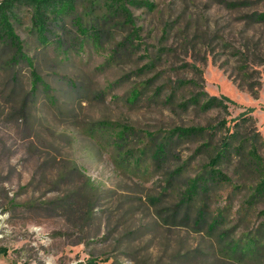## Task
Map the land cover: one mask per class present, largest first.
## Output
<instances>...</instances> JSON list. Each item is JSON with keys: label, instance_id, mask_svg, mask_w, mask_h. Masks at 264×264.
<instances>
[{"label": "rangeland", "instance_id": "1", "mask_svg": "<svg viewBox=\"0 0 264 264\" xmlns=\"http://www.w3.org/2000/svg\"><path fill=\"white\" fill-rule=\"evenodd\" d=\"M150 1L151 11L131 6L138 38L119 44V57L108 64L109 48L129 33L121 21H109L101 49L64 52L54 43L60 30L42 45L27 10L16 12L15 31L50 98L39 88L31 92L25 63L6 66L14 52L0 44V264H73L89 257L98 264H232L213 233L194 227V213L176 206L186 178L207 161L194 151L196 143L177 144L159 169L149 158L140 169L122 160L105 125L131 126L132 152L146 143L145 132L216 126L222 119L228 125L247 113L264 137V21L253 17L264 12V0L235 7L228 5L234 0ZM101 2L80 0L76 14L100 26ZM65 28L67 45L74 33L69 19ZM240 64L260 82L257 98L237 87ZM191 79L198 85H178ZM132 88L142 91L133 103L126 98ZM196 91L232 101L226 111L177 104ZM171 93L172 101H165ZM180 166L183 173L168 180ZM230 188L210 205L230 201L224 214L231 221L221 229L239 237L264 220L257 214L264 203L237 220L242 193L229 195ZM73 191L80 202L71 209L67 195Z\"/></svg>", "mask_w": 264, "mask_h": 264}, {"label": "trees", "instance_id": "2", "mask_svg": "<svg viewBox=\"0 0 264 264\" xmlns=\"http://www.w3.org/2000/svg\"><path fill=\"white\" fill-rule=\"evenodd\" d=\"M80 0H1L0 1V44L13 49V55L7 61L6 66H14L18 63H25L29 69L31 92L34 93L39 88L50 98L49 85L38 74L32 59L23 50L20 37L15 31L14 22L16 12L24 7L29 16L31 29L36 40L42 45L50 44V37L60 30L59 36L55 38L56 47L66 52L69 48H82L90 45L93 49H101L106 43L105 37L110 36L107 26L109 21L119 20L123 26L129 30L123 42H119L116 47L108 50L105 64L112 63L119 57L117 54L121 50L120 45L125 42L132 43L134 38H138L140 26L137 25L131 6L145 8L148 11L154 9V2L150 0H101L98 6L103 15V23L99 26L92 23H84L76 14ZM245 0H234L228 3L231 7L244 4ZM254 20L264 21V12L253 15ZM104 18H107L104 19ZM69 19L74 29L73 41L65 44L71 37L70 30L65 28V20ZM127 43V44H128ZM120 44V45H119ZM64 46V47H63ZM127 49V46H124ZM118 51V52H117ZM125 51V50H124ZM144 67L150 69L151 63ZM142 70V69H141ZM240 78L237 87L248 92L253 98L258 97L260 82L255 81L253 74L247 72L246 66H238ZM197 77L201 79V72L195 68ZM185 83L198 85L196 80H179L180 87ZM157 93H158V89ZM142 91L136 88L130 90L127 100L131 103L137 101ZM171 93L165 97V101H172ZM226 101L232 100L227 97L208 96L206 92H192L189 97L183 98L177 104L181 108L195 106L200 111H208L213 108L226 111ZM222 119L216 126L211 125H177L166 130L162 135L158 132H145L146 143L142 147L132 152L128 148V139L135 134L131 126L106 124L108 137L118 151V154L126 164L136 165L135 168H142L141 163L149 158L154 169L161 168L169 154L177 144L182 142L196 143L194 151L205 153L207 161L203 170L193 176H188L185 185L179 193L177 207L185 205L186 210L194 213L193 225L199 230L213 233L215 239L220 244V252L227 262L232 264H264V220L256 227L246 229L243 236H235L234 232L222 230L227 222L231 220L224 214L225 208L231 210L229 206L220 207L210 204L218 199L220 192L230 186L229 195L242 193L235 213L237 220H247L254 213L258 205L264 203V137L260 134L254 117L247 113L238 119L232 120V124H226ZM219 134V135H218ZM218 136L217 138H215ZM214 138L216 143H214ZM127 167V166H126ZM134 168V169H135ZM231 169L232 176L225 170ZM72 172L74 170H71ZM183 173V166L176 167L169 172V179L180 176ZM71 192L67 195L70 202L67 207L73 209V205H79V198ZM218 196V197H217ZM192 207V208H188ZM257 214L264 217V209L257 210ZM191 218V215L189 216ZM235 225H233L234 229ZM73 264H98L93 257L82 259Z\"/></svg>", "mask_w": 264, "mask_h": 264}]
</instances>
